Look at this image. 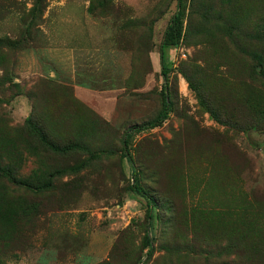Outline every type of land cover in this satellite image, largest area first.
Here are the masks:
<instances>
[{
    "label": "rangeland",
    "instance_id": "rangeland-1",
    "mask_svg": "<svg viewBox=\"0 0 264 264\" xmlns=\"http://www.w3.org/2000/svg\"><path fill=\"white\" fill-rule=\"evenodd\" d=\"M182 3L0 0V264H264V0Z\"/></svg>",
    "mask_w": 264,
    "mask_h": 264
},
{
    "label": "trees",
    "instance_id": "trees-1",
    "mask_svg": "<svg viewBox=\"0 0 264 264\" xmlns=\"http://www.w3.org/2000/svg\"><path fill=\"white\" fill-rule=\"evenodd\" d=\"M182 16H183V3L182 0H175V9L172 12L171 16L169 17V20L163 30L162 33V37L158 46V49L160 51L159 54V58L162 62L163 60V49L164 47L167 46H176V44L178 43L180 36H181V32H182ZM254 53V52H252ZM253 59L257 62H255L256 66L259 68H262V64L258 61V57H256V55H253ZM165 69L164 65L161 64V74L163 75V84L161 85L160 88V97H161V102H160V109L158 110V112L156 113V115L148 120L142 121L140 123H134V124H130L126 127V130L123 131L121 138H120V154L125 157L126 161L128 162L129 165V172H130V184L128 185V189L134 193H136L137 195L141 196L144 198L145 200V204H146V213H147V217H150L149 215V209L152 205H154L155 200L154 198L149 195L139 184H138V179H137V170H136V166L134 165L133 159L128 151V139L130 138V135L132 133H136V132H140L142 130L148 129V128H152L154 126H156L157 124H159L163 119L166 118L168 112L171 110V99H170V95L168 92V88H167V79L165 77ZM263 69V68H262ZM263 70H261L262 72ZM190 86V85H189ZM202 103V102H201ZM204 103V102H203ZM202 105L204 106L205 104ZM210 115H212V113L210 112ZM36 129V133L39 136V139L42 143L48 145L49 147H52L54 144H52L49 140L47 135L44 133V131L40 128H35ZM54 149V147H52ZM3 168H0V171H2ZM3 174V172H0ZM9 178L11 180H13L14 182V178L10 177ZM23 183V182H22ZM28 183H26L25 185H27ZM144 238H145V245L148 247V250L146 252V254H149L151 251V243L149 240V236H148V232L146 231V233L144 234Z\"/></svg>",
    "mask_w": 264,
    "mask_h": 264
}]
</instances>
